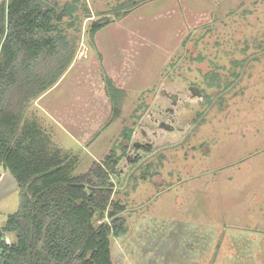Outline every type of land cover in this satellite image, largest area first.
<instances>
[{
	"label": "rangeland",
	"instance_id": "374dc122",
	"mask_svg": "<svg viewBox=\"0 0 264 264\" xmlns=\"http://www.w3.org/2000/svg\"><path fill=\"white\" fill-rule=\"evenodd\" d=\"M44 1L77 2L76 28L63 32L76 54L61 90L32 99L24 115L75 158L74 175L120 158L110 200L125 207L127 232L111 237L113 264H264V0ZM128 1L145 2L118 18ZM100 18L113 22L94 48L89 28ZM110 35H124L123 57ZM97 51L126 93L106 128ZM123 128L133 131L126 150ZM19 204L0 165V228Z\"/></svg>",
	"mask_w": 264,
	"mask_h": 264
},
{
	"label": "trees",
	"instance_id": "16d2710c",
	"mask_svg": "<svg viewBox=\"0 0 264 264\" xmlns=\"http://www.w3.org/2000/svg\"><path fill=\"white\" fill-rule=\"evenodd\" d=\"M145 1L119 4L118 18ZM79 9L77 2L62 7L44 0L0 3V165L20 188L18 210L0 228V264H113L111 237L127 232L119 215L125 207L110 200L109 178L120 158L110 154L87 173L74 175L75 158L24 115L27 104L54 87L73 63L75 41L63 32L76 28ZM112 22L100 18L90 25L94 48L96 34ZM97 57L111 104L106 128L121 117L126 93L106 72L99 52ZM132 132L123 128V150ZM105 213L110 223H96V215L102 220ZM7 233L16 241L6 243Z\"/></svg>",
	"mask_w": 264,
	"mask_h": 264
},
{
	"label": "crops",
	"instance_id": "0c3cea01",
	"mask_svg": "<svg viewBox=\"0 0 264 264\" xmlns=\"http://www.w3.org/2000/svg\"><path fill=\"white\" fill-rule=\"evenodd\" d=\"M108 26H110V25H108ZM108 26H106V27H108ZM101 31V30H100ZM99 37V36H98ZM98 37H97V40L96 41H99V39H98ZM118 40H124V35H120V37H117L116 35H110V36H108V39H107V41H108V48H111V49H113V50H115V48L117 49V52H113V51H111L112 52V54H113V57H114V54L115 55H118V54H120V56L121 57H123L124 55V50L123 49H121L120 48V51L118 50V48L119 47H117V41ZM97 44H99V42H97ZM101 53V52H100ZM102 55V54H101ZM116 58H120L119 57V55L116 57ZM105 65H106V67H107V63L105 62V64H104V67H105ZM105 67V70H106V72L108 71L109 73H111V70H109L108 68H106ZM64 78H65V75L60 79V81L54 86V87H52L48 92H46L45 94H43L40 98H38V100H40V99H43V98H48V97H51L53 94H52V92H59V90H61L60 89V87L62 86V82H63V80H64ZM122 88H124V87H122ZM65 91V90H64ZM95 96V95H94ZM106 98H108V97H106ZM58 101H57V103H58V105L59 106H61V105H65V103L61 100V101H59V99H57ZM69 101H67V103H68ZM98 101H94V102H92L91 103V105L89 104L88 106H89V111H90V113H89V115H91V114H93V112H92V110H93V107H92V105H95L96 106V103H97ZM71 104L73 105V102H71ZM74 106V105H73Z\"/></svg>",
	"mask_w": 264,
	"mask_h": 264
},
{
	"label": "built area",
	"instance_id": "2783aa9c",
	"mask_svg": "<svg viewBox=\"0 0 264 264\" xmlns=\"http://www.w3.org/2000/svg\"><path fill=\"white\" fill-rule=\"evenodd\" d=\"M6 243L10 244L9 240L7 241V238H6Z\"/></svg>",
	"mask_w": 264,
	"mask_h": 264
}]
</instances>
